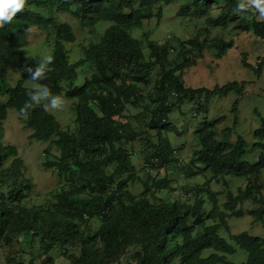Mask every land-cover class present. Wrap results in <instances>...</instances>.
I'll return each mask as SVG.
<instances>
[{
    "label": "trees",
    "instance_id": "16d2710c",
    "mask_svg": "<svg viewBox=\"0 0 264 264\" xmlns=\"http://www.w3.org/2000/svg\"><path fill=\"white\" fill-rule=\"evenodd\" d=\"M241 2L248 3L26 0L12 22L0 27V129L9 110L18 112L27 99L30 87L25 85L29 82L26 69L34 68L41 58L28 54V27L47 31V56L51 55L53 61L41 83L73 101L74 119L72 127L63 128L44 107L34 108L27 118L21 117L33 131L31 138L49 141L58 151H47L43 167L54 170L64 184L45 204L27 206L34 185L24 176L25 163L17 147L5 144L0 135V243L11 244L20 236L29 244L38 240L41 255L37 258H43L39 264H55L50 255L55 249L71 264H234L227 255L235 254L237 248L248 253V260L242 264H264V237L243 232L231 236L233 245L220 235L232 217L247 215L253 218V224L261 222L264 227V118L258 114L261 125L252 131L251 142L242 136L229 141L232 126L218 138L216 129L226 116L203 122L196 134L192 161L184 166L176 158L178 151L169 137L173 132L179 134L169 121L170 115L185 103L200 102L196 117L208 112L215 97L230 93L243 96L245 85L237 81L209 89L188 87L182 79L184 71L195 66L207 50L221 57L233 47L234 40H226V33L211 40L203 38L211 29H236L264 40V17L258 13L252 16L247 9L238 12ZM159 4L179 5L180 23L170 31L165 26L158 40L153 38L155 32L150 33L165 24ZM62 13L75 17L83 28L90 23L92 30L110 23L99 41L79 42L75 63L70 62L69 44L74 45L78 38L70 24L57 21ZM152 19L156 22L143 39L130 34ZM201 19H206V25L199 23ZM185 26L193 31L187 39H180L175 33ZM51 28L56 30L55 36ZM243 61L245 67L250 66ZM82 67L92 75L79 85L78 69ZM157 67L159 72L155 73ZM252 69L260 77L264 57H258ZM12 70L20 73L15 86L7 81ZM239 102L237 99L231 108L235 125ZM131 108L137 112L139 128L126 114ZM256 151L258 158L250 159ZM137 156L142 160V176L133 165ZM160 169L175 171L180 178L172 181L168 174L161 177ZM153 170H157L155 176ZM232 179H243L246 186L233 193ZM173 182H183L182 191L188 199L157 196L173 192ZM136 183L144 188L139 195L129 190ZM212 185H220L221 191H215ZM220 195L226 199L223 208L218 205ZM247 201L257 209H244ZM93 220L100 224L97 231L92 229ZM207 249L214 252L203 256ZM125 258L127 262L122 261ZM36 261L33 256L28 263L20 260L16 264Z\"/></svg>",
    "mask_w": 264,
    "mask_h": 264
},
{
    "label": "rangeland",
    "instance_id": "374dc122",
    "mask_svg": "<svg viewBox=\"0 0 264 264\" xmlns=\"http://www.w3.org/2000/svg\"><path fill=\"white\" fill-rule=\"evenodd\" d=\"M161 6H163V22L165 24L160 25L158 30H154L150 33L153 34L155 32L153 38L158 40L163 37L164 33L162 32V29L165 26H167L166 31H170L173 30V28H176L174 24L180 23V20L177 17L179 5L166 6L165 4H159L158 8ZM217 13L218 11L215 10L214 14L216 15ZM57 21L59 23L70 24L78 38V41L74 45L69 44L71 49V63H75L79 59V51L81 49L79 45L80 41L88 42L89 40V42H97L99 41L98 39L100 38L101 33L105 31L107 26H110V23H101L98 25L101 28L97 26L92 30L90 23H86L83 28L75 17L70 14L63 13L57 16ZM155 22L156 19L146 20L144 21V26L141 29L133 28L130 31V34L136 39H143V34L145 32H150ZM199 23L206 25V19L199 20ZM192 29L193 28L191 26H185L184 30L178 31L175 34L180 39H187L189 34L193 31ZM50 32L53 36L57 33L54 28H51ZM222 33H226L228 35L226 40H234L233 47L221 57L216 56L214 51L207 50L202 58L197 59L195 66H192L184 71L182 79L188 87H205L209 89L237 81L245 85L243 96L239 97L236 93H230L225 97H215L209 103L208 112L206 114L201 113L196 117L194 116L197 114L196 109L200 103L198 101L187 102L181 108H177L171 113L169 121L176 125L179 134H177V132H173L169 137L173 141L175 149L178 151L176 153V158L181 160L182 166L189 165L192 161L193 150L195 148L193 145L197 144L196 134L199 129H201L203 122H212L222 116H226L227 119L219 124L216 129L218 138H223V130L232 126L233 130L232 134L228 138L229 141L234 142L236 141L237 136H242L244 139L251 142L252 131L261 125L258 114L264 118V70L262 75L258 77L254 69H252V67L257 64V58L264 57V40L256 37L250 32H241L236 29L227 32H223V30L211 29L210 33L202 35V37L211 40V38L218 35H221L222 37ZM25 37L29 55H39L41 57L47 56V31L40 27H28L26 29ZM171 42L176 43V40H172ZM145 53H147V55L149 54L147 49H145ZM243 59H245L250 65L249 67L244 66ZM169 64L172 65V63ZM78 72L79 85L83 84L86 78H89L92 75V71L85 67L79 68ZM158 72L159 68L157 67L155 68V73ZM152 78L156 79L155 76ZM18 80H20V73L17 70H12L8 75V84L10 86H15ZM25 85L31 87L29 82ZM148 91L149 89H147L145 93ZM63 94L64 93H62V96L65 97ZM237 99L240 100V102L238 105L239 110L237 114V125H235V117L231 113V108ZM4 100L5 99H3V101ZM65 101L66 103L62 110H48L57 118L63 128H66L67 126L72 127L74 119V114L71 109L73 101H70L66 97ZM126 114L129 118L131 117V122L134 127L139 128L136 120L137 112L134 113L133 108H131V110H128ZM140 128L145 129V126ZM72 130L74 131L75 128L73 127ZM32 133L33 131L25 126V123L18 115V112L14 109H10L7 119L4 121L0 129V135L5 144H11L17 147L19 156L25 163L24 176L34 185L32 191L27 197V206L45 204L47 199L51 197V193L56 192L64 184V181L58 177L54 170L45 169L43 167L47 151L58 154L55 146L51 145L49 141H40L35 138H31ZM154 134H156V132H154ZM258 155L259 152L256 151L250 154L249 158L253 159L252 157H254L257 159ZM49 157L52 158L51 155H49ZM9 165L10 161L7 162L5 167ZM133 165L136 168L137 174L139 173V175L142 176L144 172L142 171V160L140 156L136 157ZM111 169H113V167ZM151 173L155 176L157 170H153ZM160 174L161 177L168 174V176L172 178V181L175 178H180L178 177V173L175 171H169L167 173L164 169H160ZM262 174L264 177V170L262 171ZM232 180L231 189L233 193L237 192L238 187L246 186V181L243 179H236L235 181L234 179ZM129 188L134 195H139L144 190L141 183H136L133 186L130 185ZM173 188V192L165 191L160 195L157 193V196L162 197L165 200H168L170 197L178 198L180 196L183 200L188 199L187 194L182 191L183 182L179 184L173 182ZM212 188L215 191H221L220 185H212ZM190 199L191 202H193L192 200H194V197ZM225 202V197L220 195L218 205L223 208ZM243 208L248 211L257 209L256 205L251 201L244 203ZM228 224V228L222 229L220 231V235L233 245H235V243L231 241V236L239 235L243 232H248L254 236L264 237L263 224L261 222L253 224V218L250 216L245 215L242 217H232L228 220ZM91 225L93 231H97L100 226L99 222L94 220L91 222ZM14 239V242L11 244L0 243V264H16L20 260L28 263L33 256L36 257L37 264L41 262V259L43 258H37L41 255L40 243L38 240H36L33 244H29L25 241V237L23 236L15 237ZM212 252H214L213 249H207L204 251L203 256H208ZM50 255L55 258V264H71V261L64 257L60 253L59 249L53 250ZM128 255H130V253H128ZM227 259L234 264H242L248 260V253L237 248V252L233 255H227ZM122 261L127 262V258Z\"/></svg>",
    "mask_w": 264,
    "mask_h": 264
},
{
    "label": "clouds",
    "instance_id": "9594fccd",
    "mask_svg": "<svg viewBox=\"0 0 264 264\" xmlns=\"http://www.w3.org/2000/svg\"><path fill=\"white\" fill-rule=\"evenodd\" d=\"M26 4V0H0V27L12 22L17 13L21 12ZM247 9L248 13L255 16L264 17V0H248L237 4V11L243 12ZM51 55L43 56L36 60L35 67L26 69L28 72V81L31 87L26 92L27 99L18 109V115L27 118L31 111L36 107H44L45 110L59 111L65 106V97L53 93L47 84L41 83L46 79V73L52 64Z\"/></svg>",
    "mask_w": 264,
    "mask_h": 264
}]
</instances>
